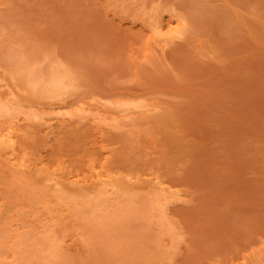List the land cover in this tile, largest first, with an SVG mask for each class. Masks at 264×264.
<instances>
[{"label":"rangeland","instance_id":"obj_1","mask_svg":"<svg viewBox=\"0 0 264 264\" xmlns=\"http://www.w3.org/2000/svg\"><path fill=\"white\" fill-rule=\"evenodd\" d=\"M0 264H264V0H0Z\"/></svg>","mask_w":264,"mask_h":264},{"label":"bare ground","instance_id":"obj_2","mask_svg":"<svg viewBox=\"0 0 264 264\" xmlns=\"http://www.w3.org/2000/svg\"><path fill=\"white\" fill-rule=\"evenodd\" d=\"M54 79H56V80H57L58 78H54ZM59 80H60V79H59ZM59 80H57V81H59ZM57 81H56V82H57ZM54 83H55V81H54ZM54 83H53V84H54ZM56 85H57V84H56ZM6 140H7V139H6ZM100 208H101V207H100ZM94 210H96V211H97V210H98V206H97V207H95V209H94ZM101 210H102V209H101ZM97 212H98V215H100V213H99V210H98ZM100 212H102V211H100Z\"/></svg>","mask_w":264,"mask_h":264}]
</instances>
